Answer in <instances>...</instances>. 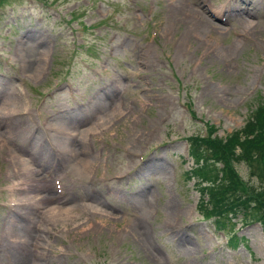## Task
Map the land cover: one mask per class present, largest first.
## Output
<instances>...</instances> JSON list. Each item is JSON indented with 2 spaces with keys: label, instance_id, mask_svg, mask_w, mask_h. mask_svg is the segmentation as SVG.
Returning a JSON list of instances; mask_svg holds the SVG:
<instances>
[{
  "label": "rangeland",
  "instance_id": "rangeland-1",
  "mask_svg": "<svg viewBox=\"0 0 264 264\" xmlns=\"http://www.w3.org/2000/svg\"><path fill=\"white\" fill-rule=\"evenodd\" d=\"M0 2V264H264L262 226L230 243L185 161L264 97V0H187L206 24L177 0Z\"/></svg>",
  "mask_w": 264,
  "mask_h": 264
},
{
  "label": "trees",
  "instance_id": "trees-1",
  "mask_svg": "<svg viewBox=\"0 0 264 264\" xmlns=\"http://www.w3.org/2000/svg\"><path fill=\"white\" fill-rule=\"evenodd\" d=\"M190 137V155L195 165L190 177L200 194L199 208L216 229L231 234L236 245L240 236L232 230L238 221L259 222L264 232V99L251 111L249 120L227 136ZM245 164L255 182L245 180L237 168Z\"/></svg>",
  "mask_w": 264,
  "mask_h": 264
},
{
  "label": "bare ground",
  "instance_id": "bare-ground-1",
  "mask_svg": "<svg viewBox=\"0 0 264 264\" xmlns=\"http://www.w3.org/2000/svg\"><path fill=\"white\" fill-rule=\"evenodd\" d=\"M184 1V2H183ZM177 0L178 2V10L180 9H184V10H187V11H191V12H195L196 14H198L197 16L200 17L199 19H197L196 21H198V24L200 23H203V24H206V22H211V20L209 18H207L206 16L203 15V18H206L208 21H205L204 19H202V16H201V13H199L198 11L194 10L193 7L191 6H188L186 4L187 0ZM252 12L249 13V16H252ZM36 188L40 191V193L42 194V198L47 200L48 202L51 200V199H58V198H63L65 195L63 193H56L55 189L53 190L50 186V182L47 181L46 179L45 180H42L41 182H38L37 185H36ZM68 191V194L67 196L65 197L64 201H66V199L72 194V191H71V188L67 189ZM64 195V196H63ZM19 225V228H20V231H21V237L22 239H26L27 238V234H29V232L32 231V228L30 225H28L27 223H24V222H19L18 223ZM22 241V240H21ZM25 241V240H24ZM13 250H17L15 252L17 258L19 260H22L23 259H26V255H27V246L25 245H21L20 243H16L15 245H13ZM21 264H26V260L22 261Z\"/></svg>",
  "mask_w": 264,
  "mask_h": 264
}]
</instances>
